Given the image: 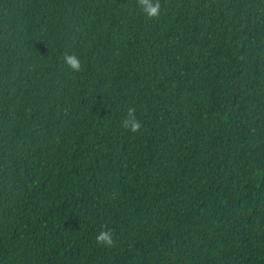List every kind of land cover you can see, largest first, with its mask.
<instances>
[{
  "label": "trees",
  "instance_id": "obj_1",
  "mask_svg": "<svg viewBox=\"0 0 264 264\" xmlns=\"http://www.w3.org/2000/svg\"><path fill=\"white\" fill-rule=\"evenodd\" d=\"M159 4L0 0V264H264V0Z\"/></svg>",
  "mask_w": 264,
  "mask_h": 264
},
{
  "label": "clouds",
  "instance_id": "obj_2",
  "mask_svg": "<svg viewBox=\"0 0 264 264\" xmlns=\"http://www.w3.org/2000/svg\"><path fill=\"white\" fill-rule=\"evenodd\" d=\"M140 7L144 10L148 18L156 17L160 14V4L159 0H139ZM65 63L74 70H79L80 61L75 55H65ZM124 127L130 128L133 132L138 131L140 124L136 120L132 110H129V117L124 120ZM98 242H103L107 245L113 243V237L110 231H101L100 235L97 237Z\"/></svg>",
  "mask_w": 264,
  "mask_h": 264
}]
</instances>
